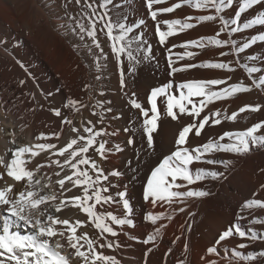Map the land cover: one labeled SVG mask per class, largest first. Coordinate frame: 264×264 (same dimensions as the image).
Here are the masks:
<instances>
[{"label": "bare ground", "instance_id": "bare-ground-1", "mask_svg": "<svg viewBox=\"0 0 264 264\" xmlns=\"http://www.w3.org/2000/svg\"><path fill=\"white\" fill-rule=\"evenodd\" d=\"M167 1L169 0L154 6V8L165 7L166 4L169 7ZM65 2L66 0H0V155L8 160L11 153L6 152V149L37 143L35 138L40 133L59 131L62 118L57 117L51 109L60 108L78 128L82 124H86L88 120L96 123L99 117L94 113L102 111L96 106V102L99 100L105 105L103 126L109 133H115L106 139L110 141L111 145H120L122 151L109 154L107 161L101 160L98 154L91 150L90 154L105 169L106 174L111 170L123 173L121 177H110L112 187L109 191L115 196L118 191L124 189L125 185L127 186L128 196L134 207L132 218L135 224V227L124 226L123 230H121V226H116L118 237L111 239L118 240L120 246L104 249L105 254L115 255L120 264H145V262L146 264H178L179 260L185 259L186 264H209V261H215L216 264H229V260H231V264H237V261L231 258V249L241 250L239 249L241 243L249 245L248 248L242 250L245 253L264 250V241L251 242L247 237L234 236L217 246L219 255L207 254V249L214 245L221 232L234 223L245 200L252 198L254 192L257 193L256 198L264 199V189L261 188V185H264V171H262L264 170V148L254 149L244 156L216 154L232 159L234 164L228 170H225L222 165L215 166L216 170L225 171L224 178L215 181L209 179L192 186L202 188L210 195L202 198H190L185 203H175L171 207L167 204H158L154 207L143 199L146 179L163 156L174 150V141L178 132L182 127L192 122V117L181 115L178 121H173L165 114V98H158L161 119L158 122L157 132L153 134L154 149H149L142 130L143 117L140 110L133 108L130 103V99L135 98L144 108H150L148 97L151 89L169 82L173 84L174 90L180 82L189 79L231 76L232 79L229 82L243 80L245 83H251L245 70L235 63L233 65L236 67L235 72L196 67L174 76L170 73L173 66L180 67L189 63L199 65L209 60L213 62L238 60L240 64H247L249 67L259 69L254 74L256 78H259L264 76V42L258 41L250 48L244 49L242 53L230 54L226 57H220L219 52L229 51L227 46L223 48L208 46L205 49H197L194 46L188 49L172 48V45H181L185 41L198 37L214 35L219 28V22H203L193 29L177 32L176 35L169 37L165 44H161L156 33V23L151 19L146 7V0H114V3L122 4L123 7L112 11L113 18L125 16L127 17L126 23L131 25L143 19L144 25L134 29L138 33L152 31V48L154 54L160 59L158 71L151 72L153 79L151 84H146L144 79L134 83L130 78L132 71L127 57H122L123 64L117 61L111 52L110 41L103 34L99 35V39L106 55L99 59L102 68L97 70L95 56L83 47V43H91V41L85 38L82 43L77 36L62 26L68 24L65 16L66 11L71 14L80 11L74 0L68 4L67 9L64 7ZM172 2L170 3L173 4ZM239 3L240 0H235L233 8L225 10L226 18L234 16ZM261 12H264V0L242 14L241 23L254 18ZM207 14H209V10H196L183 5L172 13L159 15L157 19L160 21L184 20L190 15ZM191 22L195 23V20ZM163 30H166V26ZM134 32L133 30V33L129 35L132 36ZM260 32H264V26L254 25L250 29H244L241 33H233L231 38L236 40L237 45H242L252 35ZM220 38L227 39L229 37L224 33ZM170 48L171 52H169ZM186 50L196 52L197 55L191 58L186 57L172 66L169 65V56L175 60L176 54H182ZM92 51L99 53V49L96 48H93ZM253 56L256 57L255 60L252 59ZM122 70L125 79L123 88L120 84ZM21 81L24 83L21 84ZM85 85L90 87L86 88ZM93 85L95 94L91 98ZM125 97L127 101L125 100V104L121 105L119 101H123ZM68 98L81 101L85 107L80 108L79 112L64 108L63 105L66 104ZM256 103L264 105V92L254 89L249 93L238 94L225 101H216L209 105L205 112L216 109L223 112L226 109L227 114L230 115L231 112L238 111L245 104ZM107 108H111L112 111H106ZM259 121H264V110L256 113L246 111L239 114L237 122L222 120L220 125L206 126L199 138L190 134L189 143L195 147L205 143L209 138L218 137L226 130H243ZM99 126L97 125V127ZM126 127L130 129L129 132L123 130ZM73 135L69 127L65 125L58 141L53 138L47 142L56 143L58 147L63 146ZM13 137L15 144L11 143ZM129 137L133 138V144L127 143ZM138 147L145 148L151 155L143 166L136 165L139 167L136 168L132 163V157ZM45 160L46 157L41 155L35 158L28 167L34 168L36 164L44 163ZM193 167L211 168L213 166L198 163ZM56 171H58L56 167H51L45 168L37 174L38 178L45 177L43 182H47V176L52 177L51 191L58 189V185L55 184L57 177L54 173ZM0 173H4V180H0V187L4 186L5 180L9 184L13 183L12 179L7 177L2 166H0ZM63 175L64 173L61 174V177ZM46 191L49 190L46 189ZM78 194H80L79 190L73 189L66 195L75 196ZM181 207L184 208L183 212L179 211ZM105 208L113 210L115 213L122 211L121 207L115 204L105 206ZM148 212L153 214L163 212L165 215L153 225L151 221L145 219ZM59 215L62 219L67 218L73 222L76 219L87 220L86 214L71 207ZM169 215H171V219H168ZM244 215H247L249 220L264 218V209L251 210V215L246 211ZM241 223L247 224L248 221L244 220ZM161 224L165 227L161 230L157 240L148 245L143 244L142 241L147 237V234ZM189 225H191L190 228ZM253 227L258 232L264 233V225L256 224ZM85 232L93 239L98 236V230L90 223H86L78 229V234ZM132 236L136 239L130 238ZM177 237H179L178 240ZM100 242L103 243V240ZM185 243L188 245L187 252L184 251ZM149 247H152L153 250L145 257V252ZM225 247L229 250L227 258L223 251ZM169 248L172 249L171 252L168 251ZM72 251L66 246L64 254L70 255ZM70 264H82V262L70 255ZM239 264H246V262L240 261ZM253 264H264V258L253 262Z\"/></svg>", "mask_w": 264, "mask_h": 264}, {"label": "snow or ice", "instance_id": "snow-or-ice-1", "mask_svg": "<svg viewBox=\"0 0 264 264\" xmlns=\"http://www.w3.org/2000/svg\"><path fill=\"white\" fill-rule=\"evenodd\" d=\"M73 0H66L64 7ZM76 6L80 9L78 13L71 14L67 11L65 16L68 20L66 27L69 32L77 36L83 43L85 38L91 43H83L90 54L96 58V68L101 70L99 63L105 53L100 43L99 35L103 34L110 41L111 52L115 55L117 61L123 64L122 57L126 56L131 71H136V64L140 63L135 52H139L144 44L143 33L132 35L134 28L144 25L143 19L138 23L131 25L126 23L127 17L111 15L114 9L122 8L123 5L114 3V0H74ZM166 0H146V7L151 19L156 23V33L159 42L165 44L167 39L177 34L198 26L203 22H219V28L214 35L198 37L185 41L181 45H172V48L195 47L205 49L208 46L223 48L227 46L229 51L219 52L220 57H226L230 54L242 53L244 49L250 48L258 41L264 42V32L252 35L242 45H237L236 40L231 38L233 33H241L244 29H250L254 25L264 26V12L256 15L254 18L241 23L242 14L253 7L259 5L261 0H240L238 9L234 12L232 18H226L225 10L232 9L235 0H179L178 3L170 7H155L165 3ZM183 5L190 6L196 10H209L207 15L187 16L184 20L169 19L158 20V16L165 13H172L180 9ZM195 20V23L191 21ZM161 25L166 26V30L161 29ZM226 33L229 38H220L221 34ZM133 44L136 48L133 49ZM93 48L99 49V53H93ZM150 48L145 49L144 60L150 57L147 54ZM171 52V48L169 49ZM197 55L193 51H185L182 54H176L173 60L169 56L170 66L182 61L186 57L191 58ZM253 60L256 57H252ZM234 63L243 68L251 80V83L229 82L232 77L210 78V79H189L180 82L173 89L171 82L151 89L148 97L150 108H144L135 98L130 99L131 106L140 110L143 117L142 130L146 137V144L149 149H154V133L157 132L158 122L161 119L160 108L158 107V98H165L166 116L173 121H178L181 115L192 117V122L182 127L174 141V150L163 156L150 175L146 179L143 188V199L146 203H151L154 207L158 204H167L171 207L175 203H185L190 198H202L210 193L202 188L192 187L198 182L206 180H219L225 177V171L216 170L217 165H222L225 170L230 169L234 161L229 158L217 156L216 154H233L235 156H244L254 149L264 148V121L252 124L243 130H226L216 138H209L205 143L192 147L189 143L190 134L199 138L206 126L220 125L222 120L237 122L239 114L246 111L256 113L264 110V105L245 104L238 111L227 114L225 109L208 111L209 105L216 101H225L235 97L238 94H245L254 89L264 92V76L256 78L255 73L259 71L256 67H249L247 64H240L238 60H229L227 62L211 60L197 64H186L180 67H171V75H175L188 69L201 67L208 69L227 70L235 72ZM99 79V77H97ZM21 84L24 81L20 82ZM120 84L125 86L124 72L121 71ZM85 87H90L85 85ZM135 96V94H133ZM34 98V94H33ZM96 106L102 109L94 113L99 117L96 123L88 120L80 128L74 126L73 120L64 115L60 108L51 109L53 113L62 118L61 129L51 133H40L36 136L37 143L31 145H19L12 149H6L10 152V159L6 160L0 155V166H2L7 177H10L13 183L4 181V186L0 187V264H70V255L80 259L82 264H120L115 255H107L104 249H113L119 247L118 240L111 238L118 237L116 226L135 227L132 218L134 207L130 201L127 192V186L118 191L115 196L109 191L112 187L110 177H121L122 172L111 170L107 174L95 159L92 158L90 150L107 161L109 154L121 152L120 145H111L106 137L114 135L109 133L103 126L105 105L101 101L96 102ZM191 106V107H189ZM64 108L80 111L85 105L73 98H68ZM106 111L111 112V108ZM202 113H204L202 115ZM119 118V117H114ZM199 118V119H197ZM67 125L74 135L64 144L59 146L56 143L47 142L55 138L57 141L62 135L64 126ZM97 125H100L97 127ZM129 132V128L123 129ZM12 144H15L13 137ZM128 144H133L134 140L129 137ZM44 155V163H38L34 168L28 167L37 157ZM203 163L211 168L193 167L195 164ZM56 167L58 171L54 173L57 177L55 184L58 185L56 191H51L53 181L51 176H47V182L44 176L37 177L45 168ZM264 171V170H262ZM64 175L61 177V174ZM0 180H4V173H0ZM264 189V185H261ZM49 190V191H46ZM78 189L80 194L67 196V193ZM257 193L252 194V198L243 202L237 213L234 223L226 230L222 231L215 240L213 246L207 249V254L219 255L217 246L230 237H247L251 242L257 240L264 241V233L258 232L253 225H264V218L248 219L244 213L247 211L251 215V210L264 209V199H258ZM119 205L121 213H115L113 210H106L105 206ZM78 210L86 214L87 220L76 219L74 222L67 218H61L60 213L68 208ZM180 212L184 208H179ZM165 214L163 212L153 214L148 212L145 219L151 221L153 225ZM190 215H192L190 213ZM171 215L168 219H171ZM247 220V224L241 221ZM90 223L98 230L97 238L93 239L88 233L78 234V229ZM165 226L161 224L142 241L148 245L154 242L161 234ZM183 227V226H182ZM191 225H189V228ZM136 239V237H130ZM177 240L179 237L176 238ZM103 240V243L100 241ZM61 241H64L63 243ZM175 243V241H173ZM73 250L70 255L64 254V249ZM248 244L241 243L239 249H231V258L237 261L253 264L264 258V250L242 251L248 248ZM99 249V250H98ZM149 247L145 252V257L152 251ZM188 245L185 243L184 251L187 252ZM172 251L171 248L168 249ZM225 258H227L228 249H223ZM146 264V262H145ZM178 264H186L185 260H179ZM209 264H216L215 261H209ZM231 264V260H229Z\"/></svg>", "mask_w": 264, "mask_h": 264}, {"label": "rangeland", "instance_id": "rangeland-1", "mask_svg": "<svg viewBox=\"0 0 264 264\" xmlns=\"http://www.w3.org/2000/svg\"><path fill=\"white\" fill-rule=\"evenodd\" d=\"M170 2H172V0H169ZM169 1H167V3L169 4V7L172 5ZM176 1V0H174ZM173 1V2H174ZM172 2V3H173ZM175 3H178V0L175 2ZM174 4V3H173ZM168 5L166 4L165 7H167ZM161 29L163 30L164 29V25L162 27L161 25ZM134 34L133 35H139L140 33H138L135 29H134ZM152 31H141V33H143V41H144V45L142 46L141 50L139 52H135L134 54L137 55L138 59L140 60V63L139 64H136L135 67H136V71L135 72H130V78L131 80L136 83L138 81H143L146 83V84H151L153 79L151 77V72L153 71H158L157 69L160 68V59L157 57V55L154 54V51H153V36L151 34ZM133 49L136 48V44H133ZM149 47H148V46ZM104 48H105V45H104ZM147 48H150V52H148L147 54L149 55V59L148 60H144L143 57L145 55V49ZM91 94H90V97L92 98L95 94V86L93 85L92 88H91ZM93 91V92H92ZM125 100L127 101V98L125 97V99L123 101H119V103L122 105V104H125ZM139 148V149H138ZM135 149L134 153H133V157L132 159V163L133 165H138L139 167L140 166H143L146 162V160L150 157L149 155L150 152L148 150H146L145 148H141V147H138ZM138 166H136V168H139Z\"/></svg>", "mask_w": 264, "mask_h": 264}]
</instances>
